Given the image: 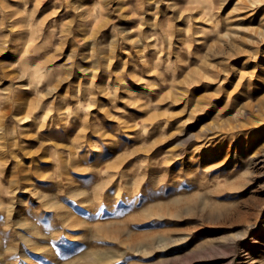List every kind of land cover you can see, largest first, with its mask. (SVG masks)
I'll use <instances>...</instances> for the list:
<instances>
[{
  "label": "rangeland",
  "instance_id": "374dc122",
  "mask_svg": "<svg viewBox=\"0 0 264 264\" xmlns=\"http://www.w3.org/2000/svg\"><path fill=\"white\" fill-rule=\"evenodd\" d=\"M0 264H264V0H0Z\"/></svg>",
  "mask_w": 264,
  "mask_h": 264
}]
</instances>
